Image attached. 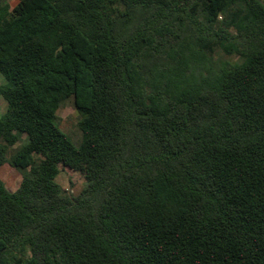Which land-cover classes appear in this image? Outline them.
Returning <instances> with one entry per match:
<instances>
[{
	"label": "trees",
	"instance_id": "1",
	"mask_svg": "<svg viewBox=\"0 0 264 264\" xmlns=\"http://www.w3.org/2000/svg\"><path fill=\"white\" fill-rule=\"evenodd\" d=\"M0 74V264H264L263 0H0Z\"/></svg>",
	"mask_w": 264,
	"mask_h": 264
},
{
	"label": "rangeland",
	"instance_id": "2",
	"mask_svg": "<svg viewBox=\"0 0 264 264\" xmlns=\"http://www.w3.org/2000/svg\"><path fill=\"white\" fill-rule=\"evenodd\" d=\"M19 2L20 0H3L4 4H9L12 8L16 7ZM217 58L219 61L229 59L222 53H218ZM5 82L4 77L0 74V85L5 84ZM6 110L7 103L3 98H0V117L6 112ZM57 117L61 129L67 133L76 144H79L82 140V132L78 126L80 114L76 108L74 98H71L62 104L57 113ZM30 171L31 169L18 171L9 165H4L0 170V177L10 191H16L21 184L24 175L29 174ZM57 182L69 195L77 196L85 186L84 173L81 170H72L62 166L61 174L57 178Z\"/></svg>",
	"mask_w": 264,
	"mask_h": 264
}]
</instances>
